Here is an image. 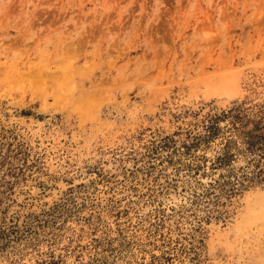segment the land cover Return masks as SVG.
I'll use <instances>...</instances> for the list:
<instances>
[{
	"label": "rangeland",
	"instance_id": "1",
	"mask_svg": "<svg viewBox=\"0 0 264 264\" xmlns=\"http://www.w3.org/2000/svg\"><path fill=\"white\" fill-rule=\"evenodd\" d=\"M256 135L264 0H0V264H264Z\"/></svg>",
	"mask_w": 264,
	"mask_h": 264
},
{
	"label": "trees",
	"instance_id": "2",
	"mask_svg": "<svg viewBox=\"0 0 264 264\" xmlns=\"http://www.w3.org/2000/svg\"><path fill=\"white\" fill-rule=\"evenodd\" d=\"M249 145L251 149L258 153L260 158L264 159V135L254 136Z\"/></svg>",
	"mask_w": 264,
	"mask_h": 264
},
{
	"label": "bare ground",
	"instance_id": "3",
	"mask_svg": "<svg viewBox=\"0 0 264 264\" xmlns=\"http://www.w3.org/2000/svg\"><path fill=\"white\" fill-rule=\"evenodd\" d=\"M46 180V179H45ZM62 189V188H61ZM55 192V191H54ZM56 195V194H55Z\"/></svg>",
	"mask_w": 264,
	"mask_h": 264
}]
</instances>
